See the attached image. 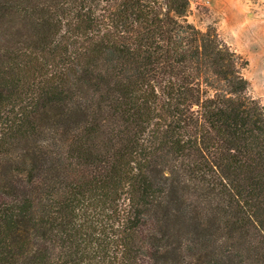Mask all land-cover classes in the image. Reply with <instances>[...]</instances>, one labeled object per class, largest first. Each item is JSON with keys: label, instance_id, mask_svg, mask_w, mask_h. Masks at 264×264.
<instances>
[{"label": "trees", "instance_id": "16d2710c", "mask_svg": "<svg viewBox=\"0 0 264 264\" xmlns=\"http://www.w3.org/2000/svg\"><path fill=\"white\" fill-rule=\"evenodd\" d=\"M191 0H0V264H264V104Z\"/></svg>", "mask_w": 264, "mask_h": 264}, {"label": "rangeland", "instance_id": "374dc122", "mask_svg": "<svg viewBox=\"0 0 264 264\" xmlns=\"http://www.w3.org/2000/svg\"><path fill=\"white\" fill-rule=\"evenodd\" d=\"M188 19L220 37L248 60L242 69L249 92L264 104V0H191Z\"/></svg>", "mask_w": 264, "mask_h": 264}]
</instances>
